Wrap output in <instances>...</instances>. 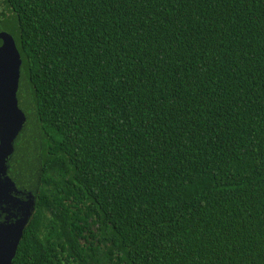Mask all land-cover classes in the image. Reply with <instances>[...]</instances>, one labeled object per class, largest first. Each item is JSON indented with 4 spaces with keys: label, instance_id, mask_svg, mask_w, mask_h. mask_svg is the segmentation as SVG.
<instances>
[{
    "label": "trees",
    "instance_id": "16d2710c",
    "mask_svg": "<svg viewBox=\"0 0 264 264\" xmlns=\"http://www.w3.org/2000/svg\"><path fill=\"white\" fill-rule=\"evenodd\" d=\"M2 2L43 134L12 264H264V0Z\"/></svg>",
    "mask_w": 264,
    "mask_h": 264
},
{
    "label": "water",
    "instance_id": "95a60500",
    "mask_svg": "<svg viewBox=\"0 0 264 264\" xmlns=\"http://www.w3.org/2000/svg\"><path fill=\"white\" fill-rule=\"evenodd\" d=\"M0 40V264H12L37 205L43 134L15 38Z\"/></svg>",
    "mask_w": 264,
    "mask_h": 264
},
{
    "label": "rangeland",
    "instance_id": "374dc122",
    "mask_svg": "<svg viewBox=\"0 0 264 264\" xmlns=\"http://www.w3.org/2000/svg\"><path fill=\"white\" fill-rule=\"evenodd\" d=\"M3 7V2L0 0V9Z\"/></svg>",
    "mask_w": 264,
    "mask_h": 264
}]
</instances>
